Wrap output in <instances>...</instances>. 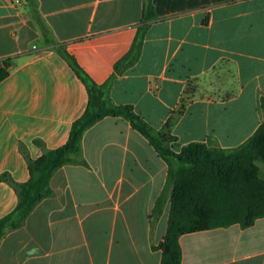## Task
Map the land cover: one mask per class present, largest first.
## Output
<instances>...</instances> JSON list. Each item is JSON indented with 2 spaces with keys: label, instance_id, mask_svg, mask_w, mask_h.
<instances>
[{
  "label": "crops",
  "instance_id": "1",
  "mask_svg": "<svg viewBox=\"0 0 264 264\" xmlns=\"http://www.w3.org/2000/svg\"><path fill=\"white\" fill-rule=\"evenodd\" d=\"M36 1L50 36L103 84L130 50L146 0ZM153 5L157 17L139 60L113 81V102L131 105L156 133L169 130L177 152L192 142L242 145L264 121V0ZM88 100L30 4L0 0V176L27 182L29 163L68 141ZM168 173L129 120L105 117L85 132L76 161L54 173L52 195L0 240V264H161ZM18 203L17 187L0 179V218ZM180 245L182 264H264V217L186 233Z\"/></svg>",
  "mask_w": 264,
  "mask_h": 264
},
{
  "label": "trees",
  "instance_id": "2",
  "mask_svg": "<svg viewBox=\"0 0 264 264\" xmlns=\"http://www.w3.org/2000/svg\"><path fill=\"white\" fill-rule=\"evenodd\" d=\"M34 12L46 41L70 64L82 79L89 94L83 115L72 125L68 141L61 147L46 151L29 163L30 179L15 183L8 174L0 176L18 189L19 203L13 211L0 218V240L10 230L20 228L35 207L52 195L50 185L54 173L75 162L82 153L85 132L105 117H123L142 133L169 165L167 188L171 207L166 235L159 245L161 264H182L180 237L186 233L240 224L247 228L264 217V179L258 161L264 162V121L242 145L232 148L211 147L192 142L177 152L172 145L177 137L169 130L156 133L131 105H117L110 96L113 81L139 60L150 21L156 13L153 0H146L142 25L130 50L115 64L114 73L103 84L95 82L78 64L76 58L49 34L48 26L38 13L36 0H26ZM6 72H3L4 77ZM182 112V108L179 113ZM172 122V121H170ZM169 122V123H170ZM169 123L168 126L169 127ZM165 193L156 203L155 214L162 212Z\"/></svg>",
  "mask_w": 264,
  "mask_h": 264
},
{
  "label": "rangeland",
  "instance_id": "3",
  "mask_svg": "<svg viewBox=\"0 0 264 264\" xmlns=\"http://www.w3.org/2000/svg\"><path fill=\"white\" fill-rule=\"evenodd\" d=\"M179 110L180 109H178V111ZM257 164L260 167V175L264 179V162L263 161H258Z\"/></svg>",
  "mask_w": 264,
  "mask_h": 264
}]
</instances>
